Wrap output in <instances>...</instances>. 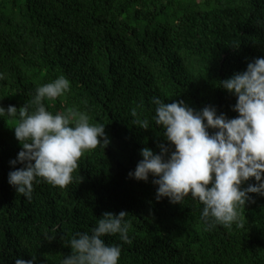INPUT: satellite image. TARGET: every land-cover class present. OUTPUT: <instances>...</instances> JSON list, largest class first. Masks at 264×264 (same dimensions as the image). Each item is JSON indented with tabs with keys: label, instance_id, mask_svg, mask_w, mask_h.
I'll return each mask as SVG.
<instances>
[{
	"label": "trees",
	"instance_id": "1",
	"mask_svg": "<svg viewBox=\"0 0 264 264\" xmlns=\"http://www.w3.org/2000/svg\"><path fill=\"white\" fill-rule=\"evenodd\" d=\"M258 20L264 0H0V106L19 108L37 86L63 75L70 91L44 101L46 109L85 112L109 140L82 155L66 188L34 183L29 201L7 182L22 167L10 164L21 146L15 120L0 119V264L32 256L34 264H61L75 233L120 211L128 213L132 243L104 237L121 245L118 264H264V196L249 193L242 227L206 231L202 205L190 196L157 201L152 176H128L142 148L168 147L152 120V97L237 117L236 97L219 82L264 57ZM133 109L150 128L135 125Z\"/></svg>",
	"mask_w": 264,
	"mask_h": 264
},
{
	"label": "clouds",
	"instance_id": "2",
	"mask_svg": "<svg viewBox=\"0 0 264 264\" xmlns=\"http://www.w3.org/2000/svg\"><path fill=\"white\" fill-rule=\"evenodd\" d=\"M258 24L264 21H257ZM65 76L35 88L31 99L17 108L0 106V119L15 120L14 137L21 146L10 164L22 167L8 173L7 182L17 194L32 198L33 185L41 181L60 189L73 181L78 161L86 152L106 147L103 124L90 123L82 111L69 109L55 114L44 101H55L70 91ZM219 87L236 97L232 110L236 118L217 115L212 106L200 111L183 100L165 103L151 98L155 106L154 125L163 129L168 147L158 145L159 154L145 147L141 160L128 176L156 186V200L168 198L180 204L186 197L202 205L200 218L206 231L217 226L242 227L240 209L254 202L249 193L264 196V57L247 64L246 70L219 82ZM135 125L148 129L149 120H141L135 109ZM209 129L215 130L212 134ZM253 178L257 183L241 185ZM128 213L105 212L89 232H77L69 241L71 251L61 264H118L120 244H106L104 237L118 236L131 244ZM32 259H15V264H34Z\"/></svg>",
	"mask_w": 264,
	"mask_h": 264
}]
</instances>
